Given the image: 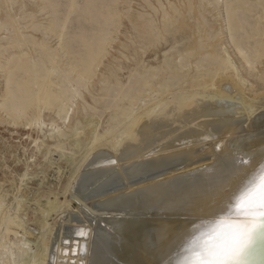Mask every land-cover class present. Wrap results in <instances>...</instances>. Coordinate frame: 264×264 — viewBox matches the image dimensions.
Here are the masks:
<instances>
[{
	"label": "bare ground",
	"instance_id": "6f19581e",
	"mask_svg": "<svg viewBox=\"0 0 264 264\" xmlns=\"http://www.w3.org/2000/svg\"><path fill=\"white\" fill-rule=\"evenodd\" d=\"M24 1L0 0V112L81 159L36 228L0 185V264H264V0Z\"/></svg>",
	"mask_w": 264,
	"mask_h": 264
},
{
	"label": "rangeland",
	"instance_id": "374dc122",
	"mask_svg": "<svg viewBox=\"0 0 264 264\" xmlns=\"http://www.w3.org/2000/svg\"><path fill=\"white\" fill-rule=\"evenodd\" d=\"M148 1L156 5V0H148ZM170 1L177 3L176 0H170ZM25 2L26 5L29 4V0H25L24 3ZM128 2L131 3L130 4L131 6H129L130 13L137 11L138 12L148 11L143 0H132V2L131 0L129 1L127 0L126 3ZM161 2L166 4L165 0H161ZM124 6H125L124 8H127V5ZM141 7H143V9L145 10H142ZM10 11L9 12L11 13V15H14L17 12L16 9H11ZM42 15L43 14H40L39 16L41 17ZM46 18L44 19L42 16L43 21H46ZM213 20H214L213 18H210V21ZM216 20L218 21L217 23L218 26H216L215 28L223 33L220 38L223 40V42L227 43L228 46H226V49L230 53L233 62L236 65L238 64L237 66H239L241 61L239 60L238 56L236 57L233 54L232 45L230 46V44H228L229 41L228 34H226L224 30L225 23L222 22V18H218ZM72 24L76 25L75 22H73ZM121 26L118 34L113 35L114 41L111 44V48L108 49L109 55L105 60V64L106 61L116 62L115 59H117L118 61H124L122 56L127 55L126 49H124L122 45L129 46L131 38L135 33L134 31L130 30L131 26L126 20L122 21ZM220 28H222V30ZM3 35L5 36L6 34L0 33V38H2ZM52 42H53L52 46H54L55 41ZM172 43L173 42L171 41L167 45L163 44L161 46H158L159 52L155 56L152 55L149 58V61L150 60L153 61L154 58L161 59L163 55L162 53H164L165 51L167 52V50L169 51L170 50L169 48L173 45ZM180 43L181 42H179V44ZM178 45L175 43L173 46H175L176 48L181 47V44L179 47ZM262 67L263 66L261 65L257 68L260 69ZM240 70L242 71V69ZM249 89L250 87L248 86L246 88L245 94L250 97L252 96V93L250 92ZM259 91L261 90H258V92ZM2 92H3L2 78L0 77V96L2 95ZM84 94L86 101L90 103L89 99H87V94L86 93ZM0 115L2 117V119L0 120V182H1L0 185L4 187V191L8 193L7 201L9 202L12 201L13 195H17L18 193L17 189L19 188V186H21L19 194L20 193L25 194L26 197L25 200L27 201L25 206L28 207L27 209L25 208L27 213L25 219L30 221L29 223H27L29 226L36 228V225L35 223L32 222V220L35 219L38 208L34 203L35 201L33 202V199H35L37 196L43 197L44 195L51 193L52 194L58 193V198H60L62 196L64 189L68 186V184L72 180L74 171H76V167L78 166V163L81 159V153H80L81 151L80 149L71 146L70 148L71 150L65 152L64 156H60L59 152H54V151L49 153V155L45 156V148L41 147V141H43L44 143H48L50 141L48 137H45L47 136V134L45 133L46 129H43V132L40 133L37 131V129L34 128L29 129L22 126H11L6 121L7 117H5V115L2 114L1 112ZM43 116L45 120L48 119L46 112L44 113ZM103 119H104V115L100 119V122H104ZM74 141L75 142L77 141L76 138H73L71 140V142ZM37 147L40 148L39 152L36 149ZM71 159H74L73 163H71ZM24 172H27L28 175L27 178H25L24 181L21 183L20 180L22 179V175L24 174ZM5 179L8 182L3 183ZM40 183L41 186H39ZM27 210L30 212H27ZM54 216L55 215L51 216L50 219H53Z\"/></svg>",
	"mask_w": 264,
	"mask_h": 264
},
{
	"label": "water",
	"instance_id": "95a60500",
	"mask_svg": "<svg viewBox=\"0 0 264 264\" xmlns=\"http://www.w3.org/2000/svg\"><path fill=\"white\" fill-rule=\"evenodd\" d=\"M256 185V184H255ZM236 205L237 204H235L234 205V207H233V210H235L237 207H236ZM262 205H264V202H262V203H260V205H258V207L259 208H262L261 206ZM233 212V211H232ZM260 221H262V226H263V229H264V216L263 217H261L260 218ZM249 240V239H248ZM248 240L246 241V243H244V250H242L241 252H243V254H244V252H246V254H248L249 252H251V250H253L254 248H255V245H256V241L253 243V242H251V240H249V242H248ZM243 254L241 255V254H239V258L241 259L242 258V256H243ZM238 262H239V260H238Z\"/></svg>",
	"mask_w": 264,
	"mask_h": 264
}]
</instances>
